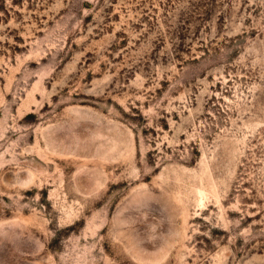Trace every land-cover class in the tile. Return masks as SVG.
Returning a JSON list of instances; mask_svg holds the SVG:
<instances>
[{"label": "rangeland", "instance_id": "374dc122", "mask_svg": "<svg viewBox=\"0 0 264 264\" xmlns=\"http://www.w3.org/2000/svg\"><path fill=\"white\" fill-rule=\"evenodd\" d=\"M0 264H264V0H0Z\"/></svg>", "mask_w": 264, "mask_h": 264}]
</instances>
